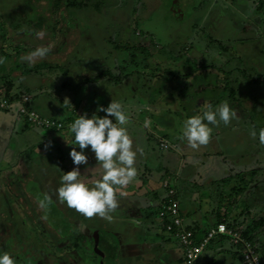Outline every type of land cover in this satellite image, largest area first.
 <instances>
[{"label":"rangeland","instance_id":"374dc122","mask_svg":"<svg viewBox=\"0 0 264 264\" xmlns=\"http://www.w3.org/2000/svg\"><path fill=\"white\" fill-rule=\"evenodd\" d=\"M56 1L13 0L0 8V137L12 134L13 139L35 144L36 151L44 148L47 157L44 177L33 174L27 181L7 175L5 183L0 181V251L13 255L16 264H178V253L187 249L180 233L190 232L194 244L204 240L207 245L198 264H205L202 257L211 244L209 264H248L239 238H206L219 222L210 227L205 218H218L220 207L227 211L230 226L244 231L264 217V145L249 135L253 128H264V6L259 7V0H62L55 20L65 23L71 16L87 23L79 26L83 27L79 36H74L78 21L71 22V29L66 25V37L58 46L52 28L58 22L52 18ZM42 14L47 19L36 25ZM37 31L42 33L39 38ZM143 44L150 45L149 53L140 52ZM6 48L14 51L9 57L2 53ZM37 49L47 51L31 60L21 59ZM41 65L43 69H38ZM245 66L258 69L255 76L262 72V84L247 89L245 81L231 83L236 73L243 75L238 69L243 72ZM102 71L99 82L85 80L98 79ZM29 75L35 83L27 79ZM75 76L85 83L72 82ZM112 82V88L102 87ZM7 83L12 87L5 100ZM45 96L55 97L64 107L57 106L72 115L103 116L96 112L97 106L118 101L128 116L125 127L133 148L139 137L141 147L148 150V155L136 156L134 179L114 189L116 195L123 192L131 198L117 199L111 222L96 215L84 217L57 199L59 184H52L50 178L76 166L68 155L72 145L65 141L71 143V133L44 128L26 116L30 110L49 118L37 107L38 98ZM223 102L237 112L238 119L227 126H211L207 144L188 146L181 130L187 117L199 115L196 104L205 109ZM5 111L12 123H7ZM50 130L67 136L59 140L60 148L52 141L45 148L46 138L37 141L39 132ZM8 150L0 151V156ZM84 151L90 165L78 166V178L91 184L102 169L93 153ZM143 173L151 180L167 178L139 188ZM171 193L178 209L184 208L177 228L170 215H156V207L165 206ZM42 200L44 208L38 206ZM120 216L123 223H118ZM251 235L264 264V226ZM134 247H140L136 259Z\"/></svg>","mask_w":264,"mask_h":264},{"label":"clouds","instance_id":"9594fccd","mask_svg":"<svg viewBox=\"0 0 264 264\" xmlns=\"http://www.w3.org/2000/svg\"><path fill=\"white\" fill-rule=\"evenodd\" d=\"M39 38L42 33L37 31ZM47 49H37L35 52L21 57L31 60L36 55H44ZM102 111L103 116L93 113L78 115L68 126L71 133L72 145L68 155L72 161L71 170L64 171L60 176L59 186L55 193L57 199L69 208L82 214L84 217L96 215L108 222L113 220L111 213L118 207L114 189L123 188L136 176V168L133 166L137 154H142L138 146L133 148V143L128 135L125 125L128 116L121 103L111 99L105 107L97 106L96 112ZM238 119L237 112L227 102L220 103L215 108L209 106L203 110L202 115H193L183 121L182 138L187 145L195 149L208 143L212 127L220 123L227 126L230 121ZM147 126L148 121H144ZM249 135L257 139L260 145H264V128L255 129ZM51 142L45 145L48 148ZM77 148L79 150H77ZM93 153L96 163L102 169L99 179L86 184L80 176L79 165H87L88 156L85 149ZM123 196L124 193L120 192ZM47 198H45L46 200ZM45 200L38 203L45 207ZM0 264H16L13 255L6 251H0Z\"/></svg>","mask_w":264,"mask_h":264},{"label":"crops","instance_id":"0c3cea01","mask_svg":"<svg viewBox=\"0 0 264 264\" xmlns=\"http://www.w3.org/2000/svg\"><path fill=\"white\" fill-rule=\"evenodd\" d=\"M58 1H59V4L57 5L56 2H58ZM11 2H13V0H0V8L1 9L7 8L9 5H11ZM56 2H54V4H53V6H55V8H56V11L54 10L55 11L54 14H53L54 17L52 16V18H53V21H58V22L53 23V25H57V24H62L63 23V20L62 19L61 20H55L56 19L55 14L59 11L58 8L63 7L64 4H63L62 0H57ZM10 8H11V6H10ZM134 17H136V14L134 15ZM46 19H47V16H45L43 14L40 15L37 18V20H36L37 21L36 22V25L37 24L43 25L44 24V21ZM133 20H136V19H133ZM75 21H78V23H77V27L75 28L77 31L74 30V32H75L74 33V36H76V35L79 36V30L82 29L85 26V24L87 23V20L86 21H82V20L76 19L75 17L69 16L68 21H66L65 23L68 24V23L75 22ZM81 24L83 25L82 28L79 27V26H81ZM68 28L71 29L70 25H68ZM13 39H14L13 36L10 37V41L9 42H11ZM238 39H242V38H237L236 37L234 40H238ZM59 43H61V42H57V43H55V45H57V44H58V46L61 45ZM217 53L219 55H221L220 52H217ZM243 55H244V58H247V55L246 54L243 53ZM71 62H72V60H71ZM74 68H72V69H74ZM257 70L258 69L253 68L251 66H245L243 72H241V70L238 69V71L240 73H243V75H241V76H240V74L236 73L237 70L236 71H229L228 74L231 75L234 72L236 73V76L231 81L232 84H234V81L235 82L245 81V84H247L245 88L251 89V87H254V86L256 87L259 84H262L261 81H260V77H261V73L262 72L259 70V72L257 73L256 76L253 74V71H257ZM108 72H110V71H108ZM75 77H77V76H75ZM80 77L81 76H78L75 80L73 79V81H75V83H76ZM27 79H29V81L31 83H35V81L33 79V75H29V78H27ZM95 82H93L92 84H94ZM97 82H99V80ZM263 82H264V80H263ZM83 83H84V81H83ZM113 85H115V82H112V85L111 86L109 84H106L105 86H102V87L112 88ZM230 88L237 90L234 87H230ZM235 93H236V95L237 94H239V95L242 94L240 92V90L239 91L238 90L235 91ZM231 94H234V92H232ZM38 99H41V100H40V102H38L37 107H40L41 110H42V112H43V114H46L49 117L57 118V119H60V120H65V119L72 118V117H74L76 115H82V114H75V115L73 114L72 115L69 112L68 113H65V110L66 111H68V110L67 109L62 110L63 108L58 107V106H63V105L62 104H58L57 99L55 97H53V96H51V97H46L45 96L43 98L40 97ZM48 100H50V102H47ZM46 104H48V106H45ZM5 113H6V111H5ZM8 114L9 113H6L5 114L6 117H9L8 118V121L7 120L6 121H7V123L8 122L12 123L11 122L12 121L11 120V116H10L11 114H9V115ZM9 126H11V125H9ZM30 133H32V132L30 131ZM7 134H5L4 137H0V151L3 152V151H5V150H7L9 148V150L6 153V155L0 156V166L1 165H5V169L4 170L0 169V181L1 182L4 181V183H5V177H8L7 175H11V176L14 175L15 177L17 175H19L23 179H27V181H28V179H30V176H32L33 174L34 175L36 174V176H38V177H42V176L44 177L45 175H44V173H42V170H43V168H45V162H47V160H46L47 157H45L46 154H45L44 148H39L38 149L39 151H36L37 150L36 149L37 146L35 144L32 146L26 140H20L19 141V140L13 139V135L12 134H9L8 136H7ZM21 134H23V131L21 132ZM63 137H67V136L66 135H63V133L61 134V133L55 132V131H48L47 133L46 132H44V133L43 132H39L37 134V141L45 142V138H46L47 139V142L46 143L52 141L53 142V145H54V142H55V146H57V148H60V147H58V142H60L59 140H62ZM3 139H5V142L3 141ZM138 140H139L138 143L140 145V146L138 145V147L142 149V153L143 154H147L148 155V150L146 148H142L141 147L142 142L140 141L139 137H138ZM23 141H26V142L23 144ZM19 147H21L22 149L16 151V149L19 148ZM48 150H46V151H48ZM187 153H189V152H187ZM4 154H5V152H4ZM91 155L94 156L93 154H91ZM14 159H15V162H14ZM92 161H90V162L92 163ZM55 165H54V169L57 170V168H56ZM87 165H90V163H87ZM87 165H84V167L87 166ZM29 166H30V168H29ZM11 172H13V174H10ZM61 175H62V173L57 174V175L55 174L54 177L50 178L51 179V183L54 184V185L55 184L56 185L59 184L60 183L59 178H60ZM166 178L167 177L158 178L156 180L153 179L154 181H156V182H154L153 180L149 179V175H147L146 173H143V178H142V180L139 181V184H141V186L139 188H142L144 185H145L144 187H146V185L148 183L149 184L150 183H153V184H161V182H163ZM169 179H171V178H169ZM42 181H43V179H42ZM58 186L59 185H57V187ZM1 194H2V196L4 195L5 197L7 195L6 193H3V192ZM133 195L136 196V194H133ZM116 198L117 199L118 198H122L123 200L127 199V201H130L129 198H131V197H128V195L124 193L123 196L116 195ZM36 200H39V199L37 198ZM132 201L135 203L136 202V199H133ZM160 208H163V205L162 206L161 205L157 206L156 207V211L159 210ZM183 209L184 208H181V211H180L181 214H183ZM126 211H129L130 212L129 209H126ZM217 216H218V218H215L214 217L215 219H213V218H209V219L208 218H205L206 219L205 220V223H209V225L211 227V226H214L215 224H217L220 221L227 222V223L231 221L230 218H229V215H227V211L225 209H221L220 207H219V212H218ZM118 218L119 219L121 218L118 221V223H123V222H120L121 220H123V217L120 216ZM75 233H76V231H74V234ZM224 238H225V236H220V239L221 240H223ZM212 247H213V244L209 245L208 248L206 249L205 253L203 254V257L202 258H203L204 261H206V262H203L205 264H209L211 262V261L207 260L206 257H207V253L209 251H211ZM139 249H140V247H138V248L134 247V253H133V255L135 256V259L138 258V256H140ZM141 250H142V248H141ZM182 254H184V253H182V251H180L178 253V257L176 259L177 262H178V264H185V260L183 259V257H182L183 255ZM135 261L137 262V260H135Z\"/></svg>","mask_w":264,"mask_h":264},{"label":"built area","instance_id":"2783aa9c","mask_svg":"<svg viewBox=\"0 0 264 264\" xmlns=\"http://www.w3.org/2000/svg\"><path fill=\"white\" fill-rule=\"evenodd\" d=\"M2 99L7 100L8 98L2 96ZM26 116H28V118H30V120L34 123L43 124L44 128L47 127L51 129V127H53L52 129L54 130L65 131L67 133H69L68 126L72 122V121L63 122L59 120H53L45 116L44 117L40 116L34 112H31L30 110H28ZM176 200L177 199L174 197V193H171L169 198L166 200L167 204L163 206L162 208L163 210H161V214H164V216L170 215L175 220L176 223L175 227L177 228L180 227L181 221L179 218L181 216V213L180 210L178 209L179 203ZM175 227L169 226L168 229L174 230ZM208 231L209 232L206 233L207 234L206 238L208 239L214 238L217 235L218 236L230 235L236 239L239 238L240 240L238 242H240L243 248H245V253L243 254L244 260L248 264H263L261 258H259L255 250L253 243L248 238L243 237L242 235L243 230H241L240 228H235L234 226H230V223L227 222H219L211 230ZM180 236L184 238L183 240L186 243L185 245L187 246V249L184 252L185 260L187 264H198L197 260L199 257H201L203 251L205 250L207 246L206 243L203 240L199 244H194L190 232L183 235L182 233H180ZM241 238H243L244 240H241Z\"/></svg>","mask_w":264,"mask_h":264},{"label":"trees","instance_id":"16d2710c","mask_svg":"<svg viewBox=\"0 0 264 264\" xmlns=\"http://www.w3.org/2000/svg\"><path fill=\"white\" fill-rule=\"evenodd\" d=\"M56 4L58 5L59 4V1L58 2H56ZM259 7H263L264 6V0H259ZM73 5H76V3L75 2H73ZM134 19H136V18H134ZM135 24H136V22H135ZM41 25V24H40ZM66 25L68 26V25H70V27L72 26V24L71 23H62V24H57V25H53L52 26V28H53V32H56V43L57 42H59V40H61L62 38H65L66 37V34H64L63 33V31H65V28H66ZM42 26V25H41ZM55 40V39H54ZM63 40V39H62ZM61 40V41H62ZM10 41V38H8V39H6V42H9ZM149 46L150 45H142L141 46V48H140V52H143V53H149L150 52V48H149ZM14 51L12 50V49H10V48H6L5 50H3L2 51V53H3V55L4 56H6V57H9V56H11V53H13ZM168 57V56H167ZM169 57L170 58H173V60L174 59H176V56H174L173 55V57H171L170 55H169ZM42 67H44L43 65H41V66H38L37 68L38 69H43ZM63 68H65V67H63ZM51 68H49V70H50ZM65 72H66V69H63ZM39 73L41 72V70L40 71H38ZM104 74V71H102V73H101V75H100V77L97 79V76L96 77H92L91 79H89V78H86L85 77V80L87 81V82H95V81H98L100 78H101V76ZM179 75L178 74H176V72H175V78H177ZM77 77H75L74 78V80L76 79ZM80 80H82L83 81V77L81 78H79L78 79V81L77 82H79ZM72 82H74L75 83V81H72ZM81 83V82H80ZM85 83V82H84ZM7 85V88H6V91H5V95H4V97H6V98H9V93H10V91H11V87H12V85H11V83H7L6 84ZM73 91H75L76 90V88L75 89H72ZM11 99H12V97H11ZM196 107H198V113H199V115H201L202 114V112H203V110H204V108L203 107H200L198 104H196ZM199 107H200V109H199ZM50 119H54V120H57V118H53V117H49ZM50 131H54V130H50ZM229 178V180H230V178L231 177H228ZM246 179V177H243V179L242 180H245ZM229 182V181H228ZM239 191V190H238ZM161 210H163L162 208H160L159 210H157V212H156V215H159V213L161 212ZM181 213V212H180ZM167 217V216H166ZM220 222H222V221H220ZM264 226V217H262V218H260L257 222H255L251 227H248L247 228V230H245V231H243L242 232V235H243V237H245V238H248L249 240H251L252 241V239H251V234H253L254 232H255V230L257 229V228H259V227H263ZM63 237V236H62ZM76 241V240H75Z\"/></svg>","mask_w":264,"mask_h":264},{"label":"water","instance_id":"95a60500","mask_svg":"<svg viewBox=\"0 0 264 264\" xmlns=\"http://www.w3.org/2000/svg\"><path fill=\"white\" fill-rule=\"evenodd\" d=\"M180 13V12H179Z\"/></svg>","mask_w":264,"mask_h":264}]
</instances>
